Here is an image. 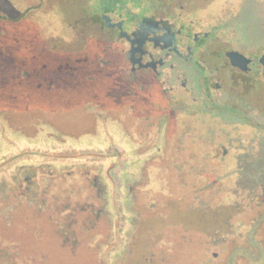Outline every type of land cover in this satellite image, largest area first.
Returning a JSON list of instances; mask_svg holds the SVG:
<instances>
[{
	"label": "flooded vegetation",
	"instance_id": "flooded-vegetation-1",
	"mask_svg": "<svg viewBox=\"0 0 264 264\" xmlns=\"http://www.w3.org/2000/svg\"><path fill=\"white\" fill-rule=\"evenodd\" d=\"M218 1L137 0L134 6L127 0L122 7L113 5L87 15L85 0H0V20L20 22L33 11L36 27L45 26L53 41L45 48L47 52L82 54L84 62L98 72H86L85 78L77 81H19L12 88L26 84L29 91L42 94L48 102L82 103L89 126L75 132H96L98 120L118 122L121 116L111 111L126 108L129 123L123 132L136 146L143 144L139 146H143V153L155 149L148 156L153 160L146 164L145 158L138 170L130 173L133 176L126 187V193H132L130 207L126 203L123 209L133 224L127 227L103 225L107 212L87 202L88 172L73 173L75 181L59 174L49 178L13 176L9 183L1 176L0 264H145L150 238H162L165 226L155 230L142 222L146 206L145 198L142 205L139 197L151 182L143 169L168 167L167 159L158 154L159 146L150 138L161 132H212L209 127L199 129L201 121L211 126L210 120L206 123L199 118L204 115L201 107L208 111L230 108L243 121L249 115L264 116V77L259 61L264 52L246 53L222 42L217 26L208 25L213 20L208 12ZM74 21L81 23L80 32L74 33L76 48L61 49L70 40L63 42L60 31L64 26L76 30L71 26ZM105 50H111L113 57L105 58ZM228 51H238L249 59L244 69L231 64ZM104 70L109 77L122 75L123 83L113 82L117 88L126 86V100L116 94L113 82L103 80ZM105 94L112 106H104ZM51 129L73 132L69 127ZM181 161L175 160L174 166L180 168ZM93 180L97 186V177ZM99 192L97 188L96 197H100Z\"/></svg>",
	"mask_w": 264,
	"mask_h": 264
},
{
	"label": "rangeland",
	"instance_id": "rangeland-1",
	"mask_svg": "<svg viewBox=\"0 0 264 264\" xmlns=\"http://www.w3.org/2000/svg\"><path fill=\"white\" fill-rule=\"evenodd\" d=\"M124 1L127 0H85L86 13L92 15L113 5L122 7ZM131 1L127 3L137 5V0ZM230 1L215 2L214 9L208 12L213 18L208 25L217 26V34L224 44L259 55L264 52V0H232L233 4ZM33 15L34 12L30 11L23 21L14 23L0 20V85L8 81H27L22 77L26 68L29 71L28 80L33 82L77 81L91 72L98 74L88 62H84L82 54L47 52L48 45L53 41L43 29L45 26L36 27ZM125 16L128 17V11H125ZM74 22L71 26L76 30L61 27V39H65L61 41L70 40L68 48L64 43L66 48L62 46L61 49L76 48L74 33L80 32L81 23ZM258 40H261L260 43ZM104 57L112 58V51L105 50ZM104 74L105 81L124 82L122 75L109 77L106 71ZM114 82L111 84L116 94L126 100V86L117 88ZM18 86L21 87L18 88L21 92L19 96H5L3 99L4 106H9L7 108L11 110L10 115L17 118L12 121L25 124L31 117H43L57 121L62 125H57L58 128L69 127L73 132H52L48 125L42 124L33 136L30 132L11 129L0 120V177L7 178L11 183L9 179L13 176L49 178L60 174L63 179L75 181L77 176L73 173L88 172L87 202L107 212L103 225L131 226L133 222L123 209L126 203L130 207L132 196V193H126L127 182L133 176L130 173L138 170L140 162L145 158L146 164L153 160L148 156L155 149L143 153V146L139 147L143 144L136 146L131 137L123 132L122 128L128 129L129 123L126 108L111 111L121 116L117 120L119 123L98 120L95 125L98 132H76V135L75 131L89 126L82 103L71 100L48 102L42 94L29 91L26 84ZM104 97V106H112L106 94ZM200 111H204V115H199V118L207 120L206 123L210 120L211 125L201 121L200 131L208 127L214 131L161 132L150 138L159 146L158 154L167 159L168 167L143 169V175L147 173L151 182L145 187L146 193L139 197L142 205L145 198L143 211L146 209L147 214L142 213V222L152 225L155 230L165 226L162 238H158L157 233L154 234L156 237L150 238L151 246L146 249L145 264H191L190 257H199L201 249L208 258H212L210 264H225L227 254L235 247H246L251 252L259 249L251 244L250 237L264 241L262 226H257V221L264 217V196H260L264 171L256 168L264 166V116L249 115L247 121H243L230 108L216 110L214 107L208 111L201 107ZM177 159L182 160L178 165L180 168L173 164ZM94 176L97 177V186L93 184ZM41 183L45 185L46 181ZM97 188H100V197H96ZM216 201L250 206L228 221L221 235L214 237L212 231L217 226L212 221L214 212L208 208L210 214L206 215L200 209L206 210ZM203 215L209 216L208 221L201 220ZM123 245L120 239L119 248L122 249ZM134 252L137 253L136 250ZM241 254L237 255L235 264H247L251 260V257H242ZM72 264L84 263L75 261Z\"/></svg>",
	"mask_w": 264,
	"mask_h": 264
},
{
	"label": "trees",
	"instance_id": "trees-1",
	"mask_svg": "<svg viewBox=\"0 0 264 264\" xmlns=\"http://www.w3.org/2000/svg\"><path fill=\"white\" fill-rule=\"evenodd\" d=\"M259 41H261V40H258L257 42H259ZM256 43L254 45H256ZM263 44H264V42H263ZM257 45H259V44H257ZM263 46L264 45H262V47ZM28 75H29V71L26 68L22 72V77L25 78L27 80V82H33L32 80H28ZM24 82H26V81H24ZM16 84H17L16 82L8 81L5 84L0 85V120H2V122H4L11 129L20 130V131H22V133L23 132H25V133L30 132V133H32L33 136L35 134H37V132L41 129L40 125H42V124H46L50 128H56L57 129L61 124H59L55 120H49V119L43 118V117H36V116L31 117L29 122H26L25 124L16 123L17 120L16 121L11 120V119H17V118L12 117L10 115L11 110H10V108H7L9 106H6V105L4 106V100L3 99L5 98V96H8L9 98H15L16 96L20 95L17 87L12 88V85H16ZM57 125H58V127H57ZM56 133H58V132H56ZM62 133L72 134V132H62ZM75 134L77 135L76 132H75ZM253 165H254V163H253ZM256 168L260 172L264 171V166H257ZM239 169H241V168H239ZM248 193H250V192H248ZM260 196H262V197L264 196V186H263L262 192L260 193ZM249 206L250 205H246V206L243 205L241 207L240 204H230V203H226L225 201H216L215 204H213V206L209 205L208 207H206V210L202 209L203 210L202 211L200 209V211L203 212L204 214L206 213V215H208V214H210V212L207 211L209 208L211 211L214 212V216L212 218V221L217 226L215 227L214 231H212V232L214 233V237H215V236L221 235V233L224 232L225 224L229 223L228 221L233 219V217H238L241 214V211L246 209L245 207H249ZM207 219H209V216L206 217L205 215H203L201 217V220L203 222L208 221ZM172 224H175V223H172ZM257 226H262V229L264 232V217H262V219L257 221ZM249 241L251 242V244H253V246L255 245L259 249L256 252H251L246 247L245 248L239 247V246L235 247L230 251V253L227 254L225 264H235L237 262L236 261L237 255H240L241 253H242L241 254L242 257H245V256L251 257V260L247 264H264V241L259 240L256 237H250ZM191 260H193V261H191ZM211 260H212V258H208L207 255L205 254V252H203V249H201L199 257L198 256H196L195 258L190 257V263L191 264H198V262H199V264H210Z\"/></svg>",
	"mask_w": 264,
	"mask_h": 264
},
{
	"label": "water",
	"instance_id": "water-1",
	"mask_svg": "<svg viewBox=\"0 0 264 264\" xmlns=\"http://www.w3.org/2000/svg\"><path fill=\"white\" fill-rule=\"evenodd\" d=\"M107 20L109 19L106 15L104 16ZM122 33V32H121ZM124 33V32H123ZM125 34V33H124ZM227 55L230 58L231 64L232 65H239L241 66L243 69L245 67H243V65H246V63L249 61V59L247 57H245L242 53L238 52V51H228ZM259 61L263 66V77H264V53H262L259 57Z\"/></svg>",
	"mask_w": 264,
	"mask_h": 264
}]
</instances>
